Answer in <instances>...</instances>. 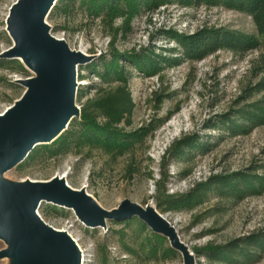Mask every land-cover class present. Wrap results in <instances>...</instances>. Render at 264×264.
I'll return each mask as SVG.
<instances>
[{"label":"rangeland","instance_id":"obj_1","mask_svg":"<svg viewBox=\"0 0 264 264\" xmlns=\"http://www.w3.org/2000/svg\"><path fill=\"white\" fill-rule=\"evenodd\" d=\"M17 1L0 0V115L24 96L19 82L38 76L5 55L14 46L7 20ZM46 24L71 51L94 57L77 67L80 114L86 110L99 124L113 123L141 138L117 150L80 140L62 154L25 160L1 176L8 193L26 182L60 177L106 211L130 201L156 212L176 237L174 245L138 216L90 228L74 211L43 202L40 219L71 235L85 264H264V41L252 18L222 7L176 3L133 15L118 2L93 15L76 3L60 5ZM203 29L250 35L260 45L247 52L221 49L201 61L169 51L178 46L165 32L192 35ZM134 52H154L173 62L156 76L144 75L125 58ZM114 55L124 80L106 70ZM191 140L199 142L195 150L180 156L175 147ZM5 248L0 240V251ZM229 248L236 250L224 262L210 257ZM20 262V257L0 260Z\"/></svg>","mask_w":264,"mask_h":264},{"label":"water","instance_id":"obj_2","mask_svg":"<svg viewBox=\"0 0 264 264\" xmlns=\"http://www.w3.org/2000/svg\"><path fill=\"white\" fill-rule=\"evenodd\" d=\"M59 0H18L7 20L14 46L5 55L23 59L38 76L20 81L24 96L0 116V179L26 160L40 145H49L80 117L76 107L77 67L92 60L71 51L67 43L50 35L46 24ZM43 202L74 211L90 228L106 220L138 216L155 233H164L175 245L173 229L156 212L124 201L117 210L102 209L84 191L54 178L46 183L26 182L8 193L0 182V240L7 248L0 260L20 257L19 264H81V253L65 232L46 225L37 210Z\"/></svg>","mask_w":264,"mask_h":264},{"label":"trees","instance_id":"obj_3","mask_svg":"<svg viewBox=\"0 0 264 264\" xmlns=\"http://www.w3.org/2000/svg\"><path fill=\"white\" fill-rule=\"evenodd\" d=\"M118 2L124 3V5L127 6L128 12L133 13V15L142 11H150L158 7L167 6L171 3H176L186 8H191L200 4L209 7H222L250 16L255 24L258 37L262 38L264 41V0H59L48 18L58 10L60 5L79 3V5L88 10L90 14L96 15L100 14L103 10L110 11L114 9ZM165 35L178 46V49H171L169 51H180L182 56L189 61H201L221 49L247 52L257 49L260 45V41L250 35L224 30L203 29L192 35L165 32ZM125 56L127 62L132 64L138 72L149 76H156L159 74L162 66L173 62V60L161 55L156 56L154 52H152L151 55L148 53L139 56L134 52ZM116 57L118 56L114 55L115 63L113 65L106 64L110 66L107 67L106 70L110 72L108 73L109 75L114 74L116 80L121 81L126 79L124 77L126 74L119 67L118 62L120 58L118 59ZM119 57L121 56L119 55ZM128 103H130V101L126 99L125 104ZM109 115H112V113L110 112ZM92 117L93 116L89 115L86 110H83L81 118L72 119L68 125V129L64 131L57 140L51 145L37 146L26 160H33L35 157L45 153H51L53 155L62 154L80 140L100 144L106 150H117L119 148H129L141 138V135H139L140 132L126 134L124 131L113 128V123L107 125L99 124ZM76 138L78 139L76 140ZM198 144L199 142L197 140L182 141L180 142V147H175V150H179L177 152H179L178 154L181 156L195 150ZM51 209L57 210L55 206ZM247 242H253V239L250 238ZM238 248L241 247L239 246ZM235 250L234 248H229L220 251L218 254L211 255L210 257L216 262H224L232 257V252ZM251 250V254H254L255 250Z\"/></svg>","mask_w":264,"mask_h":264},{"label":"bare ground","instance_id":"obj_4","mask_svg":"<svg viewBox=\"0 0 264 264\" xmlns=\"http://www.w3.org/2000/svg\"><path fill=\"white\" fill-rule=\"evenodd\" d=\"M9 33V32H8ZM10 35V34H9ZM20 60L22 61V62H24V60L23 59H21L20 58ZM78 72V71H77ZM0 116H2V115H0ZM59 179H62V180H64L63 178H60V177H58ZM69 186V185H68ZM42 205V204H41ZM38 214V213H37ZM39 216V215H38ZM56 230V229H55ZM56 231H58V232H63V231H59V230H56ZM68 236L72 239V241H74L75 242V244L77 245V247H78V249H79V251H80V253H81V264H85L84 263V261H85V258H84V254H83V251H82V249L80 248V246H79V244L77 243V241L71 236V235H69L68 234Z\"/></svg>","mask_w":264,"mask_h":264}]
</instances>
